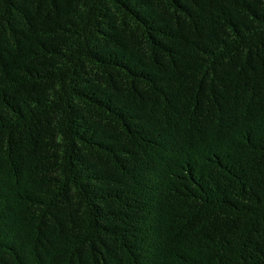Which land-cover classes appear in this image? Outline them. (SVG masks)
Segmentation results:
<instances>
[{
  "label": "trees",
  "instance_id": "obj_1",
  "mask_svg": "<svg viewBox=\"0 0 264 264\" xmlns=\"http://www.w3.org/2000/svg\"><path fill=\"white\" fill-rule=\"evenodd\" d=\"M0 264H264V0H0Z\"/></svg>",
  "mask_w": 264,
  "mask_h": 264
}]
</instances>
